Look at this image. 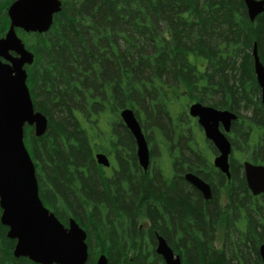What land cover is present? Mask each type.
I'll list each match as a JSON object with an SVG mask.
<instances>
[{
	"label": "trees",
	"instance_id": "trees-1",
	"mask_svg": "<svg viewBox=\"0 0 264 264\" xmlns=\"http://www.w3.org/2000/svg\"><path fill=\"white\" fill-rule=\"evenodd\" d=\"M13 1L0 0V39ZM60 1L48 32L17 30L34 55L26 68L34 110L47 119L41 137L26 127L24 142L43 205L64 225L72 218L86 232L85 264L100 254L108 264H163L155 234L183 264H264V202L246 193L238 172L227 221L182 178L166 185L133 171L128 164L135 157L127 154L133 139L119 116L124 109L144 116L156 139L170 142L195 139L172 124L171 102L181 95L238 115L244 107L253 113L234 129V140L249 148L252 124L261 129L264 122L252 57L255 45L264 65V12L250 21L244 0ZM102 140L119 146L120 169L112 176L93 158ZM190 156L183 152L180 160ZM244 157L264 165V139L257 136ZM141 215L151 222L148 230L138 228ZM216 232L226 234L220 249ZM6 235L0 223V264H35L15 259V241Z\"/></svg>",
	"mask_w": 264,
	"mask_h": 264
},
{
	"label": "water",
	"instance_id": "water-1",
	"mask_svg": "<svg viewBox=\"0 0 264 264\" xmlns=\"http://www.w3.org/2000/svg\"><path fill=\"white\" fill-rule=\"evenodd\" d=\"M244 4L250 21L264 12V0H244ZM60 11V0H15L7 9L9 28L0 39V223L7 228V238L15 241L13 257L25 258L35 264H85L88 257L86 232L72 218L64 225L43 205L35 165L24 144V129L30 127L35 137H41L47 130V119L34 110L26 71L32 65L34 55L16 30L44 34ZM252 57L264 107V65L255 45ZM189 115L198 119L206 139L220 152L214 165L229 178L230 143L217 124L222 122L228 132L236 115L200 103L189 107ZM120 118L133 135L138 160L146 168L148 150L133 111L122 110ZM94 160L98 165H109L102 154H95ZM244 177L252 195L264 192V166L244 162ZM186 179L202 192L204 199H210L208 185L191 175ZM155 253L164 264H183L161 236H157ZM259 256L264 263V244L259 246ZM95 264H108V260L100 254Z\"/></svg>",
	"mask_w": 264,
	"mask_h": 264
},
{
	"label": "flooded vegetation",
	"instance_id": "flooded-vegetation-1",
	"mask_svg": "<svg viewBox=\"0 0 264 264\" xmlns=\"http://www.w3.org/2000/svg\"><path fill=\"white\" fill-rule=\"evenodd\" d=\"M257 87H258V93L257 94H258V98L260 99V105H261V109H262V112L260 114H261V116H264V108L261 104V89L258 85H257ZM181 98H185V95H181L177 101L171 102L172 106H176L175 110H173V115L174 114L175 115L171 118L172 124L174 125V128L176 127L177 132H180V131L181 132L182 131L188 132L189 131L191 133L192 137L194 135V133L192 134V132L195 131L201 137L200 141H197L196 138L195 139H188L184 135V136H182V139H179L176 141H170L169 142L165 139L163 142H161V140L156 139V136H155L153 131L151 132L150 130H148V128L146 127V125L143 121V119H145V118H144V116L141 115L140 117H136V118H137V121L139 123L140 130H141V132L144 136L145 142H146V146H147V150H148V164H147L146 168H143L141 166V164L138 160V156H137L136 141H135L133 135L131 134V132L123 124L133 139V146L131 147V151H127V154L130 153L129 155L130 156L134 155L135 158H133V161H132L129 159L128 155L125 156V157H127V159H129V163H130V164H128L129 167H133V171L135 168L136 171H138V173L142 174L144 177H148L149 179H151L154 176L159 177L160 179H162V181H164V183L166 185H168L169 181H171V179H173L175 176L182 178L183 181H185L190 187H192L199 194V196L201 197L203 202H208V201L213 200L216 207L218 209H221L222 212H225L227 221H229V215H230L229 212L231 209V203H230L231 198H230V196H231V192H232V188H233V182H232L233 177H232V175H233V172L235 170L238 172L239 178L241 176L240 179H242L243 184H245L246 193L247 194L250 193L252 198H257L260 201L264 202V192H262L259 195L254 196V195H252V193L250 192V190L246 184L245 177H244V161L246 160L244 157V143H241V147H240L241 148L240 149L241 154L239 153L240 150L235 145L236 140H234V129L244 126V118H243V114H244V110H245L244 107H242V109L238 110L240 115H238L237 113L232 112L230 110L215 108V109L220 110V111L232 112L237 117L236 120L231 122L230 128H229L230 130L226 133L224 131L223 123L218 122V124H217L218 130L222 134L225 135V137L227 138V140L230 143V153H229L228 160H227L228 171H229V178H228L224 173H222L214 165V160L217 157H219L220 152L213 145L212 142H210L209 140H206L203 129L198 124V119L193 118L189 115V111H188L189 107L192 104L197 103V102L196 101H190V100H186V102L185 101L181 102L180 101ZM180 106L181 107L183 106L182 110L179 109ZM250 111L253 113L252 110H250ZM185 117H187V120ZM185 125H189V126H185ZM235 125H237V127H235ZM165 128L166 127L164 125V129ZM261 129L263 131L264 122L262 123ZM152 137H153V139H152ZM115 143H116V140H115L114 144ZM114 144L113 143L112 144H106L102 140L101 142H99V146L101 147V150L94 153V155L97 153L102 154L107 158V160L109 162V165L107 167H105L103 165H98V164H96V162H95V164L100 169V171L102 173H107L110 176H112L115 172H118L120 169V164H119V161L117 159V156H120L118 154V153H120L119 146H117L115 148ZM183 152L192 155V156H190V160H186V159L180 160L181 154ZM121 159L124 160V157ZM134 163H135L136 167L134 166ZM190 175L195 177V178H198L204 184L208 185L209 190H210V194H211L210 199H208V200L204 199L202 192L199 189H197L196 187H194L186 179V177L190 176ZM137 219H138V221H139V219L145 220L144 224L147 225V227H145L144 224L142 225V224H139V222H138V228L139 229H145L146 228V230H148L149 227L151 226V222L148 220V218L146 216L143 217L141 215ZM163 225H164V227H167L168 226L167 221H164ZM227 232L228 231L226 229L225 233H227ZM219 234H220L221 238L218 237ZM157 236H158V234H155V236H154L156 244H157ZM214 236H215L214 237L215 243L217 242V240H219L220 242H224L226 239V234L224 237L223 234H221V232H216L214 234ZM162 238L166 241V239L164 237H162ZM86 239H87V237H86ZM166 243H167V241H166ZM162 263H163V261H162Z\"/></svg>",
	"mask_w": 264,
	"mask_h": 264
},
{
	"label": "rangeland",
	"instance_id": "rangeland-1",
	"mask_svg": "<svg viewBox=\"0 0 264 264\" xmlns=\"http://www.w3.org/2000/svg\"><path fill=\"white\" fill-rule=\"evenodd\" d=\"M181 102L184 101V98H181L180 100ZM251 111L250 110H244V114H243V118H245L244 120H247V117H249L251 114ZM175 115V114H174ZM139 116V115H138ZM141 116V115H140ZM139 116V117H140ZM247 116V117H246ZM186 120H187V117H185ZM248 123H250L248 121ZM185 126H189V125H185ZM102 127H104V125H102ZM195 133V138L197 141H200L201 137L194 131ZM252 133V136H251V140H246L248 142V145H249V148L247 146H244V155L247 154V152H250L251 151V148L254 147L255 145V141L257 140V136H261V129H259L255 124H252V129L250 130V134ZM192 136V135H191ZM153 139V137H152ZM236 147L240 150L241 148V141L238 139L236 140V143H235ZM248 148V150H247ZM239 153L241 154V150L239 151ZM139 224H144L145 220L143 219H139ZM145 225V224H144ZM145 227H147V225H145ZM146 230V228L144 229ZM218 237L221 238L220 234L218 235ZM216 248L217 249H220L221 248V245L219 244V240H217V243L215 244Z\"/></svg>",
	"mask_w": 264,
	"mask_h": 264
}]
</instances>
